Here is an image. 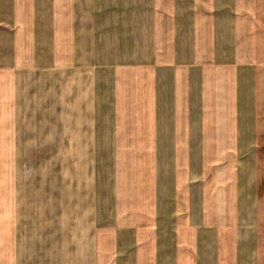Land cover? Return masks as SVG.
I'll return each mask as SVG.
<instances>
[{"label": "crops", "instance_id": "1", "mask_svg": "<svg viewBox=\"0 0 264 264\" xmlns=\"http://www.w3.org/2000/svg\"><path fill=\"white\" fill-rule=\"evenodd\" d=\"M0 264H264V0H0Z\"/></svg>", "mask_w": 264, "mask_h": 264}]
</instances>
